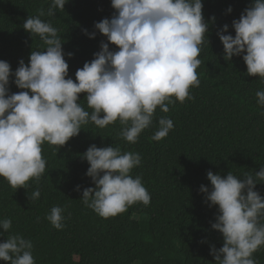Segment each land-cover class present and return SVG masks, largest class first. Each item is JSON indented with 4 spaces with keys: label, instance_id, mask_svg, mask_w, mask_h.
Listing matches in <instances>:
<instances>
[{
    "label": "trees",
    "instance_id": "obj_1",
    "mask_svg": "<svg viewBox=\"0 0 264 264\" xmlns=\"http://www.w3.org/2000/svg\"><path fill=\"white\" fill-rule=\"evenodd\" d=\"M253 2L202 0L209 31L198 57L202 61L196 70L200 86L190 88L193 99L169 105L168 113L157 107L153 124L142 131L137 143L119 136V120L105 128L89 123L60 149L42 144L47 163L39 184L30 180L28 188L15 190L0 177V220L12 221L0 242L16 234L31 240L35 264H215L210 247H222L223 237L211 228L218 206L209 207L210 202L199 192L201 185L211 188L207 172L226 176L231 171L242 178L264 167V107L256 97L258 90H264V82L247 74L242 56L226 62L217 35L227 24L225 34L235 36L232 21ZM51 3L0 0V60L7 61L14 72L21 59L28 63L32 51L46 49L39 37L23 28L29 16H40L57 28L63 51L73 53L65 59L75 80L76 70L94 59L101 41L107 42L94 24L110 19L114 9L111 0H69L63 11L56 9L55 15L49 16ZM84 29L96 32L95 38H89ZM109 47L116 50L111 43ZM19 91L10 82V93ZM84 98L85 94H80V103L91 112ZM161 117L172 119L174 128L157 142L151 137ZM92 144L140 154L141 165L130 175L142 178L151 197L148 206L137 202L124 213L103 218L83 204V189L95 187L86 175L90 165L81 159ZM77 185L80 191H76ZM37 188L40 197L29 200ZM255 190L264 196V183L257 184ZM54 206L65 209L62 230L46 219ZM253 257L257 264H264V246ZM0 264L8 262L0 260Z\"/></svg>",
    "mask_w": 264,
    "mask_h": 264
},
{
    "label": "clouds",
    "instance_id": "obj_2",
    "mask_svg": "<svg viewBox=\"0 0 264 264\" xmlns=\"http://www.w3.org/2000/svg\"><path fill=\"white\" fill-rule=\"evenodd\" d=\"M69 0H52L47 15L64 10ZM114 12L94 28L104 35L94 59L69 75V58L63 51L57 28L40 16H29L23 28L46 45L32 51L13 72L0 60V177L17 190L28 182L39 184L46 172L42 144L59 146L77 137L89 123L105 128L119 120V136L135 144L143 130L153 124L157 107L164 113L177 101L191 100L190 88L199 87L197 69L202 61V45L209 31L203 16L202 0H111ZM229 13L232 8L227 10ZM40 15H44L41 11ZM215 18L213 17V20ZM235 36L227 24L217 32L223 45V59L241 57L247 74L264 82V0L254 2L232 21ZM84 33L95 38L96 32ZM209 43V40L207 38ZM116 50H110L109 44ZM14 77V80L12 79ZM10 82L21 91L10 93ZM85 94L89 112L80 103ZM257 103L264 107V90L256 92ZM151 137L161 141L173 130V120L161 117ZM90 165L86 175L95 187L82 192L83 204L103 218L114 217L141 202L150 204V194L142 178L130 172L141 165L139 153L121 152L119 147L92 144L81 156ZM211 188L201 185L209 207L218 206L211 228L223 237V246L210 247L215 264H257L253 254L264 246V196L255 190L264 183V167L238 177L207 172ZM76 191H80L77 185ZM37 188L29 197H40ZM65 209L51 208L46 219L62 230ZM12 227L11 219L0 220V236ZM204 242V241H202ZM31 240L9 235L0 242V260L8 264H35Z\"/></svg>",
    "mask_w": 264,
    "mask_h": 264
}]
</instances>
